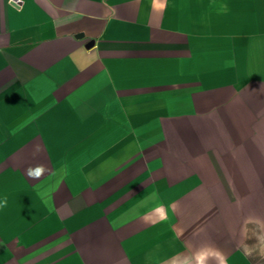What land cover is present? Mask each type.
<instances>
[{
	"label": "crops",
	"instance_id": "1",
	"mask_svg": "<svg viewBox=\"0 0 264 264\" xmlns=\"http://www.w3.org/2000/svg\"><path fill=\"white\" fill-rule=\"evenodd\" d=\"M253 180L264 0H0V264H248L210 212Z\"/></svg>",
	"mask_w": 264,
	"mask_h": 264
},
{
	"label": "rangeland",
	"instance_id": "2",
	"mask_svg": "<svg viewBox=\"0 0 264 264\" xmlns=\"http://www.w3.org/2000/svg\"><path fill=\"white\" fill-rule=\"evenodd\" d=\"M251 183V186L255 188L253 189L255 192H264V180H253ZM214 198L216 201L212 200V210L210 212V238L212 247L218 248L231 256L234 255L241 236L243 238L247 236L248 238L246 239L249 242L242 244V247L244 246V249H242L246 256L244 260L248 264H251L250 262L253 264H264V236L256 238V240H254L255 238L253 240L250 238L254 231L260 232L262 235V229L258 227H246L245 225L251 218H261L260 220L264 221V194ZM202 222V213H200V218L198 216L195 220L196 231L199 229L197 226H202ZM250 241L253 242L250 243ZM210 259V264H216L217 259L214 256H210Z\"/></svg>",
	"mask_w": 264,
	"mask_h": 264
},
{
	"label": "built area",
	"instance_id": "3",
	"mask_svg": "<svg viewBox=\"0 0 264 264\" xmlns=\"http://www.w3.org/2000/svg\"><path fill=\"white\" fill-rule=\"evenodd\" d=\"M14 5H19L23 0H9Z\"/></svg>",
	"mask_w": 264,
	"mask_h": 264
},
{
	"label": "water",
	"instance_id": "4",
	"mask_svg": "<svg viewBox=\"0 0 264 264\" xmlns=\"http://www.w3.org/2000/svg\"><path fill=\"white\" fill-rule=\"evenodd\" d=\"M81 36H83L82 33L77 35V37H81ZM93 43H94V40H91L88 46H91Z\"/></svg>",
	"mask_w": 264,
	"mask_h": 264
}]
</instances>
